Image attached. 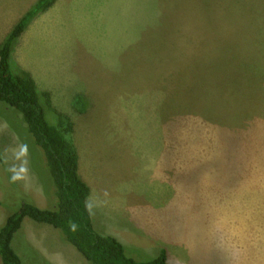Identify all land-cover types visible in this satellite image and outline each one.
Returning a JSON list of instances; mask_svg holds the SVG:
<instances>
[{
    "label": "rangeland",
    "instance_id": "rangeland-1",
    "mask_svg": "<svg viewBox=\"0 0 264 264\" xmlns=\"http://www.w3.org/2000/svg\"><path fill=\"white\" fill-rule=\"evenodd\" d=\"M56 2L20 37L12 70L32 75L47 122L75 145L95 230L136 261L264 264V0ZM20 143L29 180L12 183L5 149ZM23 202L52 210L55 186L22 116L0 103V226ZM28 223L37 248L91 264L60 230ZM30 245L16 240L22 264H49Z\"/></svg>",
    "mask_w": 264,
    "mask_h": 264
},
{
    "label": "trees",
    "instance_id": "trees-1",
    "mask_svg": "<svg viewBox=\"0 0 264 264\" xmlns=\"http://www.w3.org/2000/svg\"><path fill=\"white\" fill-rule=\"evenodd\" d=\"M55 2L56 0H37L0 43V103L13 108L22 116L27 131L43 150L56 195V205L52 210L23 202L5 218L0 226L2 263L22 264L13 247V240L28 218L60 230L66 241L91 264H171L166 251H161L153 260L136 261L127 255L126 247L118 239L99 234L95 230L87 205L91 190L80 177L75 145L66 134L47 122L32 75L23 69L20 74L13 73L11 62L17 42L34 18L50 9ZM43 95L49 99L53 108L50 94L45 92ZM81 99H76L75 106H78ZM71 129H67L68 134Z\"/></svg>",
    "mask_w": 264,
    "mask_h": 264
},
{
    "label": "crops",
    "instance_id": "crops-1",
    "mask_svg": "<svg viewBox=\"0 0 264 264\" xmlns=\"http://www.w3.org/2000/svg\"><path fill=\"white\" fill-rule=\"evenodd\" d=\"M36 2H37V0H33V2H32L33 4L29 5V7L28 6L22 7L20 5V3L17 2V0H0V27H2L1 31L2 30H5V32L7 31L5 36L8 34L10 29L20 20V18ZM57 2H58V0H57ZM57 2H56V4H57ZM15 11H16V14H15ZM5 36H4V38H5ZM88 202H87V205H88ZM88 209H89V205H88ZM27 219L24 220L21 230L16 234V236L13 240V247H14L15 251L17 252V254L19 255V257L21 258V261H23L22 257L26 261H28V258L30 257V255H29V253L26 252V249L23 252L21 250L17 249L16 240L18 237H20V240H24V246L23 247H27L28 245L31 244L30 246H31L32 251L35 250L37 252H38V248H39L41 251L40 255L42 256V260L44 259L49 264H54V263L55 264H71V263H74L73 259H78V257L75 258V255H73L74 258L68 261V255H70V253L67 252L62 256L60 252L56 253V249H52L51 244H49L48 247L46 248L45 246H41L43 243L38 241L37 242L38 248H37L35 246V243H33L36 241V236H34V235L31 236L30 234H28L30 232H23L26 224H28V226H30L28 222H31V219H30V221H28ZM92 223H93V226H95L94 222H93V218H92ZM46 235H47V233H46ZM110 236H112V235H110ZM113 237H115L116 239H118L122 243V241L119 238H117L118 237L117 235H115ZM0 264H3L1 258H0Z\"/></svg>",
    "mask_w": 264,
    "mask_h": 264
},
{
    "label": "clouds",
    "instance_id": "clouds-1",
    "mask_svg": "<svg viewBox=\"0 0 264 264\" xmlns=\"http://www.w3.org/2000/svg\"><path fill=\"white\" fill-rule=\"evenodd\" d=\"M11 152V157L18 163L11 164L7 171L10 173V182L16 183L29 180L28 154L29 147L26 143H20L15 148L5 149V154ZM4 162L7 163L5 155Z\"/></svg>",
    "mask_w": 264,
    "mask_h": 264
}]
</instances>
